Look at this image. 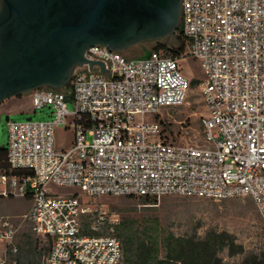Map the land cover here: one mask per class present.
<instances>
[{"label": "built area", "instance_id": "obj_1", "mask_svg": "<svg viewBox=\"0 0 264 264\" xmlns=\"http://www.w3.org/2000/svg\"><path fill=\"white\" fill-rule=\"evenodd\" d=\"M180 25L205 73L202 144L173 140L157 120L186 103L191 81L155 51L93 46L86 59L109 72L78 66L62 90L32 91L34 112L49 106L53 119L9 122L0 194L31 200L23 222L51 242L47 264H124L122 217L92 199L250 197L264 221V0H182ZM61 127L67 149L56 146ZM17 232L0 220V264H18Z\"/></svg>", "mask_w": 264, "mask_h": 264}, {"label": "water", "instance_id": "obj_2", "mask_svg": "<svg viewBox=\"0 0 264 264\" xmlns=\"http://www.w3.org/2000/svg\"><path fill=\"white\" fill-rule=\"evenodd\" d=\"M181 16L182 0H0V104L40 88L60 91L78 66L108 71L87 50L165 39Z\"/></svg>", "mask_w": 264, "mask_h": 264}, {"label": "rangeland", "instance_id": "obj_3", "mask_svg": "<svg viewBox=\"0 0 264 264\" xmlns=\"http://www.w3.org/2000/svg\"><path fill=\"white\" fill-rule=\"evenodd\" d=\"M181 25L179 24V27ZM154 43L146 42L134 46L127 58H140L151 51ZM164 55L169 56L162 52ZM179 64L185 76L199 83L191 86L186 103L177 109H165L158 121H165V129L173 140L202 144V119L208 114L201 94L205 73L201 62L190 54L187 47ZM19 105V106H18ZM69 101V110H73ZM52 108L45 107L34 112L32 92L10 98L0 104V148H8L9 122L49 121L53 119ZM9 117V121H7ZM186 131V133H185ZM182 134L184 138L182 139ZM73 140L71 130L59 128L56 133V146L70 147ZM75 190L59 189L62 195ZM93 209L104 207L117 212L122 220L137 219L145 223L149 218H157L160 226L177 237L196 236L204 239L210 233H227L235 238V247L220 253L215 264H260L264 262V221L255 201L250 197L233 198L222 201L164 197L160 200L135 197H105L92 199ZM31 200L19 197H4L0 194V220L9 219L18 229L17 244L20 246V264H47L50 241L36 235L32 226L23 222L24 214L30 209ZM37 249L35 250V248ZM34 249V250H33Z\"/></svg>", "mask_w": 264, "mask_h": 264}, {"label": "trees", "instance_id": "obj_4", "mask_svg": "<svg viewBox=\"0 0 264 264\" xmlns=\"http://www.w3.org/2000/svg\"><path fill=\"white\" fill-rule=\"evenodd\" d=\"M151 42L154 46L144 56L154 51L164 52L178 60L189 48V40L182 27L170 37ZM130 51L128 49L120 53ZM198 83L193 80L191 86ZM7 151L8 148H0V173L8 172ZM144 199L150 201V198ZM117 234L123 244L124 264H215L221 252L235 247V238L227 233H210L204 239L196 236L177 237L163 229L157 218H149L145 223L132 218L123 219Z\"/></svg>", "mask_w": 264, "mask_h": 264}, {"label": "crops", "instance_id": "obj_5", "mask_svg": "<svg viewBox=\"0 0 264 264\" xmlns=\"http://www.w3.org/2000/svg\"><path fill=\"white\" fill-rule=\"evenodd\" d=\"M19 106V105H18Z\"/></svg>", "mask_w": 264, "mask_h": 264}]
</instances>
